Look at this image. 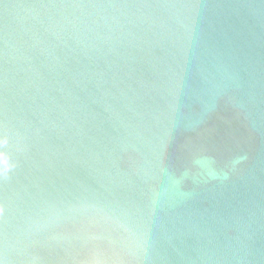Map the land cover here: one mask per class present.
Returning <instances> with one entry per match:
<instances>
[{
    "label": "water",
    "instance_id": "obj_1",
    "mask_svg": "<svg viewBox=\"0 0 264 264\" xmlns=\"http://www.w3.org/2000/svg\"><path fill=\"white\" fill-rule=\"evenodd\" d=\"M0 264H264V0H0Z\"/></svg>",
    "mask_w": 264,
    "mask_h": 264
}]
</instances>
